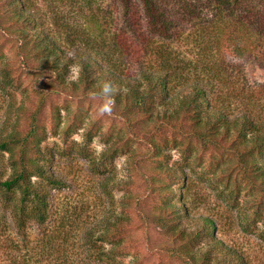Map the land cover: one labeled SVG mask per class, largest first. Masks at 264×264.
I'll use <instances>...</instances> for the list:
<instances>
[{
    "label": "rangeland",
    "instance_id": "obj_1",
    "mask_svg": "<svg viewBox=\"0 0 264 264\" xmlns=\"http://www.w3.org/2000/svg\"><path fill=\"white\" fill-rule=\"evenodd\" d=\"M170 1L174 6L172 28L164 38L147 31L138 1L124 19L118 0H28L46 30L64 41L69 55L82 50L96 53L99 44L116 52L122 49L120 67L132 74L148 64L159 65L161 55L167 56L174 65L187 64L179 78L188 84L196 78L192 65L199 59L198 53L206 56L201 49L209 47L202 23L208 13L202 6L200 16L192 18L183 13V2ZM96 23L104 29L100 40ZM5 24L6 16L0 9V131L13 128L25 133L33 123L43 131L39 135L40 162L47 173L61 181L50 189L51 213L54 218L72 217L76 240L84 229L97 234L118 216L128 228L113 241L103 243L108 248L119 241L121 252L114 264H187L172 252L174 243L169 234L148 219L168 200L164 189L169 186L186 194L195 216L212 215L216 236L238 249L245 264H264V207L256 212L259 195L242 178L232 156L167 129L156 135L159 150L165 154L154 157L147 135L140 136V122L129 123L114 107L110 113H101V97L70 88L58 90L46 71L29 68L35 57L23 58L19 43L4 31ZM226 41L215 53L224 56L228 64L224 73L230 78L226 84L231 86L217 84V89L220 95L231 97L237 112L241 90L248 95L257 85L264 86V65L260 52L254 51L247 60ZM114 57L118 58L116 53ZM242 58L244 62H240ZM78 68L75 63L66 80H76ZM179 78L174 80L175 93L182 87ZM7 156L0 153V174L8 171ZM164 164L179 167L185 182L159 173L156 168ZM53 219L39 227L31 223L27 229L38 234L52 226ZM7 222L8 229H15L10 216ZM4 246L0 241V251Z\"/></svg>",
    "mask_w": 264,
    "mask_h": 264
},
{
    "label": "trees",
    "instance_id": "obj_2",
    "mask_svg": "<svg viewBox=\"0 0 264 264\" xmlns=\"http://www.w3.org/2000/svg\"><path fill=\"white\" fill-rule=\"evenodd\" d=\"M134 1L142 6L147 31L168 37L174 9L171 1L118 0L124 19ZM179 1L183 2L181 8L186 9L183 13L192 18L200 16L198 11L202 6L205 14L208 13L202 23L209 47L203 46L201 51L210 60L198 53L199 59L192 65L196 78L188 84L179 78L187 64L174 65L167 56L161 55L163 60L159 65L148 64L138 74H132L120 67L124 58L122 49L116 52L106 45L102 47L99 42L96 53L82 50L69 55L64 41L57 40L46 30L28 0H0V9L11 26L5 24L3 29L19 43L23 58L35 57L34 64L27 66L35 71H46L58 90L70 88L99 96L103 83L110 81L117 89L113 107L129 123L140 122V136L147 135L154 157L165 154L159 150L156 135L167 129L197 141L202 147H212L232 156L242 178L259 195L258 213L264 207V86L257 85L248 95L243 94L245 89L241 90L237 96L241 101L239 111L234 112L231 97L218 93L219 85L225 84L227 88L231 85L226 84L230 78L224 73L228 64L224 63V56L215 52H219L220 43L227 40L234 44V51L247 60L254 51L260 52L262 59H259L264 65V7L260 4L264 0H257L255 5L254 0ZM223 21L229 24L224 25ZM96 28L99 38L104 29L99 23ZM115 53L118 58L114 57ZM244 58L240 62H244ZM75 63L79 67L77 79L66 80V74ZM177 78L182 87L175 93ZM38 129L33 123L25 133L13 128L0 131V153L8 154L9 165L7 173L0 174V241L5 244L0 251V264H114L121 252L119 241L112 242L108 248L103 243L113 241L128 224L115 216L97 234L92 229H84L82 237L76 240L72 217H53L50 189L59 186L61 181L47 173L40 162L39 135L43 131ZM156 170L185 182L179 167L164 164L158 165ZM164 191L168 200L151 212L148 219L169 234L174 243L172 252L178 258L187 264H245L238 249L216 236V223L210 213L195 216L182 190L166 186ZM9 216L13 230L8 229ZM51 219L54 224L40 229L38 234L27 229L31 223L39 227Z\"/></svg>",
    "mask_w": 264,
    "mask_h": 264
},
{
    "label": "clouds",
    "instance_id": "obj_3",
    "mask_svg": "<svg viewBox=\"0 0 264 264\" xmlns=\"http://www.w3.org/2000/svg\"><path fill=\"white\" fill-rule=\"evenodd\" d=\"M116 91L117 89L110 81H105L103 83V86L98 94L102 99V103L98 109L101 113H110L112 111L115 103L114 97Z\"/></svg>",
    "mask_w": 264,
    "mask_h": 264
}]
</instances>
